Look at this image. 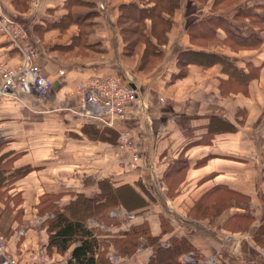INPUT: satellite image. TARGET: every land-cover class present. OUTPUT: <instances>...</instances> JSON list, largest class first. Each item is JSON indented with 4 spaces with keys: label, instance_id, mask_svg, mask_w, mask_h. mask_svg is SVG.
Here are the masks:
<instances>
[{
    "label": "crops",
    "instance_id": "crops-1",
    "mask_svg": "<svg viewBox=\"0 0 264 264\" xmlns=\"http://www.w3.org/2000/svg\"><path fill=\"white\" fill-rule=\"evenodd\" d=\"M20 1L24 8L13 0L3 3L10 14L41 37L38 62L43 72L55 82L61 77L60 70L65 74L46 102L51 111L23 115L16 105L5 103L0 112V130L5 129L9 139L6 150L17 154L15 168L32 167L10 188L11 194H21L27 215L25 224H14L7 237L14 256L27 263L32 253L44 248L47 264H68L71 251L62 253L49 245L44 224L49 214L38 215L37 206L49 195L57 198L60 206L77 194L93 197L109 181L115 187H134L147 202L132 206V210L120 206V214L126 217L116 211L123 225L116 227L118 230L148 223L151 233L161 235L163 242L174 235L189 237L202 260L218 253L217 264H248L242 260L244 254L248 250L257 254L255 246L261 247L250 231L264 224V45L235 50L222 43L197 44L191 39L192 25L210 18L226 19L229 28L243 36L251 32L237 26L234 11L216 9L215 0H181L171 16L167 43L158 44L152 36L163 51L161 59L151 68L139 70L146 46L139 43L132 57L125 56L118 21L122 4L142 6V0H73L70 7L75 18L85 19L93 11L91 2L98 4L100 12L89 20L95 24L89 44L99 43V50H90L95 56L84 59L79 57L80 47L71 45L81 27L67 25L69 0ZM217 32L221 39L226 35L222 27ZM5 40L0 34V61L17 65L20 57ZM191 49L224 56L243 76L251 78L235 80L227 87L233 71H225L220 63H190L184 76L175 77L180 71V53ZM254 68L259 69L258 76ZM110 73L122 75L137 87L127 117L115 123L119 130L132 132L141 151V159L132 167L125 158L128 155L119 151L109 134L99 137L95 132L106 134L110 127L66 108L75 104L79 80ZM18 121L22 126L16 125ZM224 197L230 208L213 217V209L207 207L215 208ZM247 211L253 215L247 231L227 227L229 218ZM165 221L168 233H163ZM95 223L90 225H98ZM224 246L227 252H222ZM152 254V247L141 246L121 262L146 264Z\"/></svg>",
    "mask_w": 264,
    "mask_h": 264
},
{
    "label": "trees",
    "instance_id": "trees-1",
    "mask_svg": "<svg viewBox=\"0 0 264 264\" xmlns=\"http://www.w3.org/2000/svg\"><path fill=\"white\" fill-rule=\"evenodd\" d=\"M18 7H25V3L20 0H13ZM234 0H215L214 7L216 9L229 6L227 10L234 11L233 18L238 22V27H245L250 30L248 36H243L234 32L229 28V22L226 19L210 18L206 21L193 24L191 29V39L197 44L207 46L211 40L221 42L224 46L231 47L235 50L240 49H258L264 45V0H240L233 4ZM73 0L67 2V8L70 12L65 17L67 25L77 23L81 27L80 33L71 42L72 47L79 46V57H83L90 53V50H99L100 44H89L90 31L93 30L95 24L89 22L90 18L94 17V12H90L84 18H75L72 16L71 5ZM136 4L135 2L122 4L121 13L118 21L119 31L123 37L125 47V56L132 57L136 46L139 43L145 44L143 56L138 65L139 70H147L157 64L163 55V51L158 44L167 43V32L171 28V16L176 8L181 5L180 0H148ZM230 4V5H228ZM167 14V15H165ZM84 19V20H83ZM131 25V26H130ZM222 27L226 35L221 39L217 29ZM150 29L151 33H146ZM152 36L158 40L156 44L152 40ZM209 46V45H208ZM60 48V47H59ZM200 64L211 66L216 63L223 65L225 71H233L231 73V81L227 87H231V83L235 80H247L251 75H242V71H237L230 59L216 53L206 52L204 50H185L179 55L180 71L175 77H182L186 74V67L190 64ZM254 75H259V69H253ZM233 78V80H232ZM247 82V81H246ZM245 89L244 86H239ZM230 91L229 88H226ZM112 128V127H110ZM109 128V129H110ZM111 139V138H110ZM118 143V141H117ZM16 158H17V154ZM15 158V159H16ZM31 166L14 169L13 180L7 179L10 182V188L14 182L22 178L31 170ZM4 171H2L3 173ZM6 177H4V180ZM1 183V182H0ZM4 185V184H3ZM225 192V191H224ZM19 194V193H18ZM67 204L59 205V200L52 195L42 198L39 203V213L44 214L48 209L52 210L53 217L47 218L44 222L47 225L49 234V245L57 246L62 252H70L68 264H112L110 251H115L122 259H127L137 252L140 246L153 247V254L146 264H183L179 258L182 255L191 254L195 257V262L186 264H198L202 261L199 253L193 246L191 239L187 236L178 237L172 236L170 240L165 242L168 246L162 245V236H154L151 233L149 224L132 225L127 229L115 230L116 227L122 225V219L118 221L117 217L110 216V212L120 206L132 210V206H141L147 203L137 193L134 187L125 185L115 187L109 181L103 185L100 194L93 197H87L83 194L74 195ZM149 201L152 199L148 192ZM48 203V205H46ZM55 203V204H54ZM135 203V204H131ZM43 204L42 207H40ZM61 207V208H59ZM213 209V217L218 216L221 211L230 208V202L224 197L220 199ZM200 209L197 208V210ZM202 210V208H201ZM202 213V212H201ZM97 218L100 226H108L114 229L116 233L105 231L98 225L91 226L89 221ZM120 219V218H119ZM253 215L250 211L236 216L233 219L229 218L226 222L227 227L231 230H248L252 224ZM236 226V228H234ZM165 232H170L169 223L163 224ZM12 232V227L10 228ZM252 238L255 244L264 247V224L252 230ZM147 239V242L142 241ZM115 253V254H116Z\"/></svg>",
    "mask_w": 264,
    "mask_h": 264
},
{
    "label": "built area",
    "instance_id": "built-area-1",
    "mask_svg": "<svg viewBox=\"0 0 264 264\" xmlns=\"http://www.w3.org/2000/svg\"><path fill=\"white\" fill-rule=\"evenodd\" d=\"M0 33L20 57L19 63L14 66L0 61V112L5 103L17 102H21L31 111H49L46 102L53 96L54 81L43 72L38 62L41 56V39L35 36L27 25L10 14L1 0ZM59 74L63 77L65 71L60 70ZM136 95L137 88L119 75L110 73L90 76L78 81L74 90L75 104L66 108L84 119L99 120L107 126L115 127L118 119L127 117L128 108ZM34 105L38 108L32 109ZM117 144L119 150L131 155L135 164L141 159L140 149L134 143L131 131L119 130ZM114 258L119 257L114 255ZM33 260L36 261L35 264H42L48 258L43 252L41 255L37 252ZM217 260L218 253L217 256L213 255L198 264H214ZM195 261L191 254L181 259L182 263ZM0 264H21L18 258L10 253L6 237L1 233Z\"/></svg>",
    "mask_w": 264,
    "mask_h": 264
},
{
    "label": "rangeland",
    "instance_id": "rangeland-1",
    "mask_svg": "<svg viewBox=\"0 0 264 264\" xmlns=\"http://www.w3.org/2000/svg\"><path fill=\"white\" fill-rule=\"evenodd\" d=\"M1 1L3 2V0H1ZM144 1H148V0H142L143 3H144ZM239 1L240 0H234L233 1V4H236ZM228 5H230V4H228ZM228 7L229 6H224L222 9L223 10H227ZM89 9L90 10L93 9V12L95 13L94 16H97L100 13L99 10H98V4L95 3V2H93V3L91 2V5H90ZM220 9L221 8H219L218 10H220ZM31 31H32V29H31ZM145 32L148 33V34L151 33L150 29L147 30V28H146V31ZM32 33L35 36H37L39 39H41V37L37 33L35 34L33 31H32ZM1 35L4 36L3 34H1ZM4 38L6 39V37H4ZM5 41H8V40L6 39ZM197 43H199V42H197ZM216 43H221V42H218V41H215V40H211L208 43H202V44H207V46H208V45H212V44H216ZM9 45H11L10 42H9ZM13 50H14V47H13ZM94 56L95 55H92V54L88 53L85 56H83V59L84 58H92ZM116 75H118V74H116ZM119 76L122 79H124V77L122 75H119ZM52 95H54V92H53ZM12 104L17 106V109H18L17 112H19V113H21L23 115H24V112H26V113L28 112V113H31L32 114V111L30 109L24 107V105L21 102L12 103ZM12 104H10V105H12ZM37 108H38L37 105L32 106V109H37ZM49 111H51V110H49ZM33 112H37V111H33ZM46 112H48V111H46ZM41 113H43V112H41ZM92 121H94V120H92ZM0 124H1V120H0ZM16 125L22 126V122L21 121H18V123ZM107 127H110V126H107ZM0 132H1V140H0V182H1L0 183V233L3 234L6 237V240H7V237L9 239V236H10L9 235L10 234V231H11L10 228L14 224H19V225L25 224V222H26L25 219H27L26 218L27 215H26V211L21 206L22 203H23V199H22L21 194H18V193L17 194H11V189L9 187L11 183L10 182H7V179L13 180V176H17L16 173H13V175L10 174L11 172L14 171V169H17V168H15V158H16V155H13V153H8L7 150H6V148L8 146L7 144L9 143V139L6 138L7 137V134L5 133L6 130L1 127ZM95 132H96L97 136H99V137L109 134L111 140L113 141V143L118 146V144H117V141H118V138H119V129L118 128L112 127V128H110V130L106 134H104L103 131H100V130H98V131L95 130ZM132 137H133L134 143L137 144V142L134 139L133 134H132ZM119 151H121V150H119ZM122 152L124 154H127L128 155L125 158L129 161L128 163L132 167V165H134L135 163L132 160L131 155L128 152H126V151H122ZM140 154H141V151H140ZM123 156H126V155H123ZM2 171H4V172L2 173ZM4 177H6L5 180H4ZM131 204H135V203H131ZM46 205H48V203H46ZM42 206H43V204L40 207H42ZM37 207L39 209V206H37ZM59 208H61V207H59ZM114 209L115 210H113V211L110 212V216L117 217L116 219H118V221H120L122 218H120L117 215H122L123 217H126L123 212L120 214V211L121 210H119L118 207L117 208H114ZM116 211H117V215H116ZM46 213L49 214L48 215V218H52L53 217V214H52V210L51 209H48L46 211ZM37 214L40 215L39 211L37 212ZM34 218L37 220V217L34 216ZM128 219H132V215L131 214H128ZM95 220L99 221L97 218H94V219H91L89 221V224L92 223V225H94V223L96 222L95 224H98V226L101 227L103 230L110 231L111 233H116L115 230L116 231L118 230L117 228H115V230H114V229H111L108 226H100V224L97 221H95ZM125 225L127 226V221H125ZM234 228H236V226ZM250 232H251V236H252L253 235L252 234L253 231L251 230ZM228 241H232L233 242L234 240H233V238H228ZM142 242L143 243L147 242V239L143 240ZM7 244H8V240H7ZM168 244H169V242H168ZM168 244L166 242H162V245L163 246H167ZM150 247H152V246H150ZM255 247H256L257 254L255 252L251 253V251L248 250V254H244V258L242 260L245 263H248V264H252V263L253 264H264V248L257 247V246H255ZM8 249H9L10 253L13 254L12 251H11V249H10L9 244H8ZM225 249H226L225 246L224 247H221L222 252H227V250H225ZM140 250H141V246L137 249V252H139ZM37 252L40 255L43 252L47 256L46 249H44V248H38L36 252L32 253L31 258H30L31 260L28 261L27 263L22 262L19 259H18V261L21 264H35L36 261H39L38 259H36V261L33 260ZM115 253L116 252L114 250L113 251H110V253H109L111 255V257H110L111 261L110 262H112V264H122V262H121L123 260L122 257L118 256V254L117 253L115 254ZM215 254H217V253H215ZM114 255H117V257H119V258L115 259L114 258ZM187 255H189V254H187ZM184 256H186V255H182L179 258L180 262H181V259ZM204 260H206V259H204ZM204 260H202V261H204ZM186 263H188V262H186ZM186 263H183V264H186ZM217 263H218V260L214 264H217ZM42 264H47V261L45 263H42Z\"/></svg>",
    "mask_w": 264,
    "mask_h": 264
},
{
    "label": "water",
    "instance_id": "water-1",
    "mask_svg": "<svg viewBox=\"0 0 264 264\" xmlns=\"http://www.w3.org/2000/svg\"><path fill=\"white\" fill-rule=\"evenodd\" d=\"M133 86L135 87L136 85H133ZM58 87H59V82L56 81V82L54 83V90H56Z\"/></svg>",
    "mask_w": 264,
    "mask_h": 264
}]
</instances>
